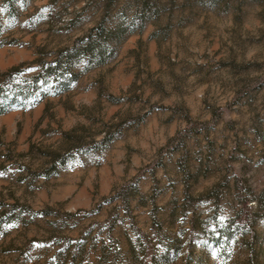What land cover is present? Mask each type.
Returning a JSON list of instances; mask_svg holds the SVG:
<instances>
[{"label":"rangeland","instance_id":"374dc122","mask_svg":"<svg viewBox=\"0 0 264 264\" xmlns=\"http://www.w3.org/2000/svg\"><path fill=\"white\" fill-rule=\"evenodd\" d=\"M0 264H264V0H0Z\"/></svg>","mask_w":264,"mask_h":264}]
</instances>
